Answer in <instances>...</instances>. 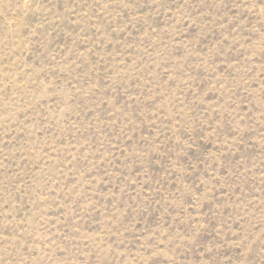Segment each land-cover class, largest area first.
<instances>
[{
	"label": "rangeland",
	"instance_id": "obj_1",
	"mask_svg": "<svg viewBox=\"0 0 264 264\" xmlns=\"http://www.w3.org/2000/svg\"><path fill=\"white\" fill-rule=\"evenodd\" d=\"M0 264H264V0H0Z\"/></svg>",
	"mask_w": 264,
	"mask_h": 264
}]
</instances>
